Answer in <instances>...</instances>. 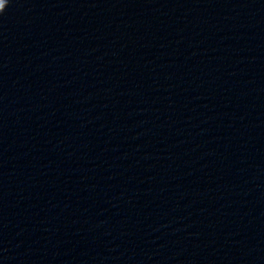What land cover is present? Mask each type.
Segmentation results:
<instances>
[{"label":"water","instance_id":"95a60500","mask_svg":"<svg viewBox=\"0 0 264 264\" xmlns=\"http://www.w3.org/2000/svg\"><path fill=\"white\" fill-rule=\"evenodd\" d=\"M0 264H264V0H9Z\"/></svg>","mask_w":264,"mask_h":264},{"label":"clouds","instance_id":"9594fccd","mask_svg":"<svg viewBox=\"0 0 264 264\" xmlns=\"http://www.w3.org/2000/svg\"><path fill=\"white\" fill-rule=\"evenodd\" d=\"M8 3H9V0H7L6 6H4V7H0V13H3V12L5 11V9H6L7 5H8Z\"/></svg>","mask_w":264,"mask_h":264},{"label":"snow or ice","instance_id":"6c2138e0","mask_svg":"<svg viewBox=\"0 0 264 264\" xmlns=\"http://www.w3.org/2000/svg\"><path fill=\"white\" fill-rule=\"evenodd\" d=\"M0 3H2V0H0Z\"/></svg>","mask_w":264,"mask_h":264}]
</instances>
